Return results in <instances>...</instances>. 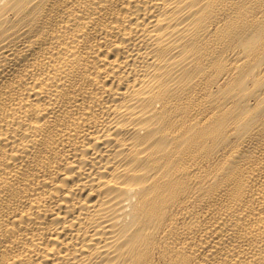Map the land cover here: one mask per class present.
Wrapping results in <instances>:
<instances>
[{
    "label": "bare ground",
    "instance_id": "obj_1",
    "mask_svg": "<svg viewBox=\"0 0 264 264\" xmlns=\"http://www.w3.org/2000/svg\"><path fill=\"white\" fill-rule=\"evenodd\" d=\"M0 264H264V0H0Z\"/></svg>",
    "mask_w": 264,
    "mask_h": 264
}]
</instances>
